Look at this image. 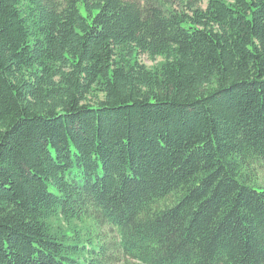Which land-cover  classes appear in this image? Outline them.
Listing matches in <instances>:
<instances>
[{
	"label": "trees",
	"instance_id": "16d2710c",
	"mask_svg": "<svg viewBox=\"0 0 264 264\" xmlns=\"http://www.w3.org/2000/svg\"><path fill=\"white\" fill-rule=\"evenodd\" d=\"M201 1L0 0V264H264V0Z\"/></svg>",
	"mask_w": 264,
	"mask_h": 264
},
{
	"label": "rangeland",
	"instance_id": "374dc122",
	"mask_svg": "<svg viewBox=\"0 0 264 264\" xmlns=\"http://www.w3.org/2000/svg\"><path fill=\"white\" fill-rule=\"evenodd\" d=\"M176 1V0H175ZM205 1L206 0H202L201 1V4L202 5H204L205 4ZM174 5H175V3H173ZM139 59L143 62V63H145L146 65H148V66H152V65H154L158 60H160V57H156L155 59H153V58H150L147 54H140V56H139ZM116 264H131V263H127V262H124V263H116Z\"/></svg>",
	"mask_w": 264,
	"mask_h": 264
}]
</instances>
